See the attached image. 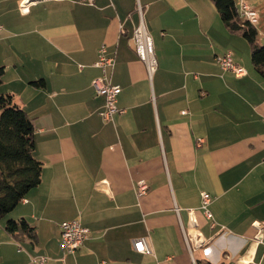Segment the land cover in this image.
<instances>
[{
  "label": "crops",
  "instance_id": "crops-1",
  "mask_svg": "<svg viewBox=\"0 0 264 264\" xmlns=\"http://www.w3.org/2000/svg\"><path fill=\"white\" fill-rule=\"evenodd\" d=\"M20 1L0 0V94L34 121L43 174L0 220V264H264L253 228L264 223V77L213 2L39 0L23 15ZM139 3L158 61L152 81L131 45ZM103 45L124 110L112 121L100 116L105 98L94 86ZM226 52L246 75L220 68ZM142 180L149 191L139 198ZM11 219L27 221L37 241H16ZM70 220L90 230L73 255L61 248ZM186 234L206 246L190 251ZM141 239L151 254L136 251Z\"/></svg>",
  "mask_w": 264,
  "mask_h": 264
},
{
  "label": "trees",
  "instance_id": "trees-1",
  "mask_svg": "<svg viewBox=\"0 0 264 264\" xmlns=\"http://www.w3.org/2000/svg\"><path fill=\"white\" fill-rule=\"evenodd\" d=\"M222 15L227 28L239 34L251 47L255 70L264 77V46L258 43L254 24L244 19L234 0H211ZM5 68L0 67V87ZM43 81L35 83L36 86ZM34 121L16 103L12 94H0V220L5 219L42 182L43 164L34 156ZM5 230L19 242L37 241L35 228L24 219L8 220ZM198 264H211L198 262Z\"/></svg>",
  "mask_w": 264,
  "mask_h": 264
},
{
  "label": "built area",
  "instance_id": "built-area-1",
  "mask_svg": "<svg viewBox=\"0 0 264 264\" xmlns=\"http://www.w3.org/2000/svg\"><path fill=\"white\" fill-rule=\"evenodd\" d=\"M39 0H21L19 3V9L23 15H27L30 11V6ZM242 17L248 20L252 24L258 22V14L251 9V7L245 2H241L240 7ZM144 7L139 3L137 5L136 12L139 16V23L135 27L132 38L131 45L134 48L138 58L141 62L144 63L149 79L152 81L154 74L158 69V61L155 53V48L153 44L152 36L150 35L144 18ZM2 26L0 25V31ZM121 33H124L123 26L120 28ZM107 50L106 46H102L99 50L98 60L96 66L101 68L103 71V76L94 81V86L96 87L97 93L104 96L105 98V110L100 113V116L105 121H112L116 115H121L124 113V110L119 109L118 95L121 91L120 86L114 85L111 82V72L115 68V58L108 57L106 55ZM216 62L219 64L220 68L224 72H231L237 77H243L247 74L245 68L240 66L235 62L234 56L231 52H226L222 55L216 56ZM183 114H187L188 111L184 110ZM264 122V116H263ZM149 191V186L146 181H139L136 185L137 196L143 197ZM202 203L201 209L203 210L204 215L209 220H213V214L211 213L209 206L212 202V196L207 192H202L201 194ZM26 202V201H25ZM194 214V211H191ZM61 248L66 254H75L79 251L85 240L90 234V230L82 225L79 220H70L65 221L61 224ZM253 228L256 230L254 236V245L258 247L261 244H264V223L260 221H254ZM200 234L198 233L197 237ZM197 242L193 243V239H190L189 235L186 234V242L191 251L198 248H203L206 246V243H203L201 237L197 238ZM192 241L193 247H191L190 242ZM136 251L143 254H151L152 250L148 246L146 240L141 239L134 243ZM33 262L38 264H47L46 257L33 258Z\"/></svg>",
  "mask_w": 264,
  "mask_h": 264
},
{
  "label": "rangeland",
  "instance_id": "rangeland-1",
  "mask_svg": "<svg viewBox=\"0 0 264 264\" xmlns=\"http://www.w3.org/2000/svg\"><path fill=\"white\" fill-rule=\"evenodd\" d=\"M245 2H247V4L252 7L255 12L258 14L260 21V25H258L257 23L254 24L257 27V31H258V43L260 46H264V0H244ZM237 2V0H236ZM253 4V5H252ZM237 7L240 8L241 6L237 3Z\"/></svg>",
  "mask_w": 264,
  "mask_h": 264
}]
</instances>
